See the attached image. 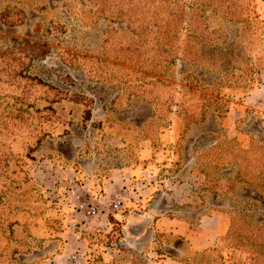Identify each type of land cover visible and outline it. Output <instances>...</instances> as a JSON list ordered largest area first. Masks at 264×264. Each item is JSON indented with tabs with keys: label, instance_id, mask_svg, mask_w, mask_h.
<instances>
[{
	"label": "rangeland",
	"instance_id": "1",
	"mask_svg": "<svg viewBox=\"0 0 264 264\" xmlns=\"http://www.w3.org/2000/svg\"><path fill=\"white\" fill-rule=\"evenodd\" d=\"M0 264H264V0H0Z\"/></svg>",
	"mask_w": 264,
	"mask_h": 264
},
{
	"label": "built area",
	"instance_id": "2",
	"mask_svg": "<svg viewBox=\"0 0 264 264\" xmlns=\"http://www.w3.org/2000/svg\"><path fill=\"white\" fill-rule=\"evenodd\" d=\"M114 207H117V204H114ZM89 213H91V214H94L95 213V209L92 207V208H90L89 210Z\"/></svg>",
	"mask_w": 264,
	"mask_h": 264
}]
</instances>
